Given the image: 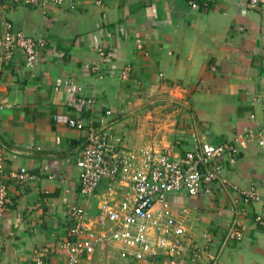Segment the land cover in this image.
I'll use <instances>...</instances> for the list:
<instances>
[{
	"label": "crops",
	"instance_id": "crops-1",
	"mask_svg": "<svg viewBox=\"0 0 264 264\" xmlns=\"http://www.w3.org/2000/svg\"><path fill=\"white\" fill-rule=\"evenodd\" d=\"M195 2L74 0L70 8H3L0 0V31L7 20L44 41L37 63L26 65L18 50L0 63L2 165L7 171L25 166L32 176L22 187L3 177L8 200L0 218V264H21L35 254L55 263L56 244L66 237V208L84 207L93 222L108 192L103 179L92 195L79 193L75 161L86 131L56 124L53 114L103 123L136 163L156 148L177 159L196 139L235 146L234 134L264 126V2ZM123 66L130 68L126 79L117 75ZM81 96L93 105L80 104ZM220 179L264 196V145L240 147L222 161ZM124 190L110 198L118 200ZM238 198L216 182L202 184L195 196L170 193V212L185 227L184 249L153 264H264V218L253 220L257 205L236 215ZM233 224L242 237L224 239ZM188 247L198 248L200 258ZM102 261L96 253L89 264Z\"/></svg>",
	"mask_w": 264,
	"mask_h": 264
},
{
	"label": "built area",
	"instance_id": "built-area-1",
	"mask_svg": "<svg viewBox=\"0 0 264 264\" xmlns=\"http://www.w3.org/2000/svg\"><path fill=\"white\" fill-rule=\"evenodd\" d=\"M74 0H2L1 7L24 5L38 7L53 5L55 7H72ZM191 7H196L195 0H188ZM254 5L264 0H249ZM44 45L42 39H36L14 29L4 20L0 31V63L7 62L18 50L22 53L26 65L39 61V51ZM102 58L104 50L97 49ZM97 78L103 77L96 66L92 67ZM129 67L123 66L117 75L126 79ZM79 103L90 107L91 97L81 96ZM105 115L110 111L106 110ZM52 119L56 124L86 131L84 140L76 155L78 191L82 195H92L100 182L105 179L108 192L96 207L93 222H87L84 207L70 205L65 210L68 225L66 237L56 244L58 261L52 263L40 254L21 264H89L97 253L104 260L108 251L126 261L154 260L166 253L178 255L184 249V225L170 212L167 197L170 193L183 191L195 196L202 184L219 183L224 188H231L239 196L240 205L235 214H244L248 205H257L253 220L260 222L264 218V196L253 187L237 188L235 185L220 179L222 161L232 160L238 149L248 141H255L258 146L264 145V126L256 131L248 130L234 134L235 146L226 142L209 144L198 139L193 146L184 151L181 157L171 158L163 148L146 149L136 163L132 156H127L119 149L120 139L111 135L107 127L92 126L79 117L66 113H55ZM105 125V124H104ZM9 176L15 185L22 187L32 177L25 166L15 170H5L0 155V218L8 200L7 184L3 180ZM124 187L118 200L115 196ZM205 191L209 187H205ZM120 194V193H119ZM92 223L98 230L92 228ZM208 241L209 236L203 235ZM242 229L237 224L231 225L224 234V239L239 240ZM187 250V249H186ZM188 251L199 259L201 253L196 247Z\"/></svg>",
	"mask_w": 264,
	"mask_h": 264
},
{
	"label": "rangeland",
	"instance_id": "rangeland-1",
	"mask_svg": "<svg viewBox=\"0 0 264 264\" xmlns=\"http://www.w3.org/2000/svg\"><path fill=\"white\" fill-rule=\"evenodd\" d=\"M122 263L124 262L121 259H119L112 250H109L105 259L102 261L101 264H122Z\"/></svg>",
	"mask_w": 264,
	"mask_h": 264
}]
</instances>
